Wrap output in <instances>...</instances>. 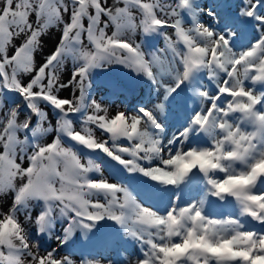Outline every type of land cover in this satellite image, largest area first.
<instances>
[{"label":"snow or ice","instance_id":"1","mask_svg":"<svg viewBox=\"0 0 264 264\" xmlns=\"http://www.w3.org/2000/svg\"><path fill=\"white\" fill-rule=\"evenodd\" d=\"M113 65L111 97L145 83L157 102L111 114L90 90ZM8 198L0 264H264V0H0Z\"/></svg>","mask_w":264,"mask_h":264},{"label":"bare ground","instance_id":"2","mask_svg":"<svg viewBox=\"0 0 264 264\" xmlns=\"http://www.w3.org/2000/svg\"><path fill=\"white\" fill-rule=\"evenodd\" d=\"M234 5L239 4L240 0H233ZM236 11L237 14L238 13V8L234 9ZM206 13H202L201 16H204ZM208 19V18H207ZM250 20V18H248ZM211 22L209 19L206 23ZM186 23H188V21L186 20ZM139 36V34H138ZM60 38V33L55 30V29H51L50 33L47 34L44 38H43V48L40 54H38L37 56V60L42 61L43 58L47 55H50L51 52L55 51V47L56 44L58 43ZM17 43H19V41H17ZM154 43H158L159 47H163V41H158V42H154ZM71 71H72V63L71 61H69L66 65H65V70L63 73V79L68 80L71 78ZM129 70L123 68V66L120 65H113L111 69H95L93 72V78L95 80V83L93 85V88L90 90L91 94L99 101L103 102L104 104L109 106V111L111 114H114L113 109L120 107V108H128L130 110L135 109V107H137L139 104L136 103V100H128L129 97H119V98H114L111 97L107 91V89L104 86V80H106L109 76H117V77H124L125 73H128ZM134 75V74H132ZM203 82L205 84H208V80L207 77H204ZM183 87V85H182ZM214 87V86H213ZM260 86L257 85V89H259ZM71 94V89H66L62 92V95L65 97H68ZM137 94L143 95L144 97H146L148 99V102L150 101L151 103H156V99H155V94L153 93L151 96H149L148 94V86L145 83L140 84L139 88L137 89V91L131 95V96H135ZM132 98V97H131ZM146 99V100H147ZM54 122V121H53ZM97 135H101V133L99 132V130H97ZM51 137H47L46 140L50 141ZM105 175H107V173H105ZM137 176H139V174H136ZM141 181L143 180H147L146 177H141L140 178ZM204 185L203 183H198L192 186L191 190H190V194L193 196H196L197 193H199L200 195H203V191H204ZM182 195L186 196L187 192L182 193ZM196 198H199V196H196ZM231 200L233 198H230ZM216 198L214 197H209L208 198V203L206 204V211H210L209 209H214L215 205L217 203H215ZM11 204V199H0V206H3L5 209H7L9 207V205ZM232 208V207H231ZM221 210V209H220ZM38 211V209L34 210V215L36 214V212ZM233 211V210H232ZM230 211H220L217 214L222 215V216H227L229 214ZM109 224H111L112 222L109 221ZM254 226L256 227H260L259 224H255V222H253ZM264 227V226H261ZM32 235L34 239H38L43 247V244L46 241L51 242V246L48 248H44V249H50L53 247H56V244L58 243L54 238H49L47 235L43 236V237H39L36 235L35 233V228L33 227L31 229ZM57 234H60L59 232ZM77 236H79V233H77ZM76 237H73V239H75ZM46 247V246H45ZM42 248V250H43ZM137 251V255L139 254V249H136ZM79 256L80 253L79 251H77L74 254V258L77 260V264H79Z\"/></svg>","mask_w":264,"mask_h":264},{"label":"rangeland","instance_id":"3","mask_svg":"<svg viewBox=\"0 0 264 264\" xmlns=\"http://www.w3.org/2000/svg\"><path fill=\"white\" fill-rule=\"evenodd\" d=\"M210 20V18L207 16V13L204 15V16H201V19H202V22H207L208 21V19ZM211 21V20H210ZM209 23H211V22H209ZM129 97V99L128 100H136V103L137 104H140V103H142V102H148V99L146 98V97H144L143 95H140V94H137V95H135V96H128ZM132 97V98H131ZM147 99V100H146ZM233 200V202H234V198L232 199ZM221 209V210H220ZM210 211H215L216 213H218V212H220V211H225V212H227V211H232L233 210V208H231V206H228V205H225L223 202H221V203H218V204H216L215 205V207H214V209H209ZM261 227V226H260ZM46 246V247H45ZM51 246V242H49V241H46L44 244H43V247L44 248H48V247H50Z\"/></svg>","mask_w":264,"mask_h":264}]
</instances>
